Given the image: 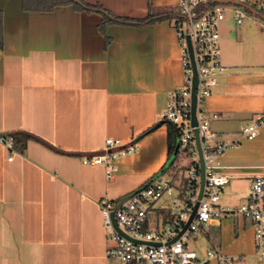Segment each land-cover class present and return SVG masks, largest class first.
I'll return each mask as SVG.
<instances>
[{
	"label": "crops",
	"instance_id": "0c3cea01",
	"mask_svg": "<svg viewBox=\"0 0 264 264\" xmlns=\"http://www.w3.org/2000/svg\"><path fill=\"white\" fill-rule=\"evenodd\" d=\"M86 1L133 19L177 11L179 2ZM241 5L248 11L242 24L231 17L220 24L225 68L204 102L209 114L217 113L211 128L226 141L264 111V0ZM101 22V13L73 4L41 10L0 0V134H32L14 153L0 142V264H118L107 255L99 200L123 198L167 172L180 154L181 164L190 161L182 152L169 156L168 126L158 120L185 77L172 19L111 22L103 30ZM107 138L137 143L135 152L114 160L111 177L105 164L83 162L100 154ZM220 159L219 170L231 177L219 204L238 206L248 199L252 177L264 175V127ZM157 216L150 213L151 226ZM198 231L187 245L199 257L214 249L236 256V264H264L253 225L241 214ZM207 264H218L217 256Z\"/></svg>",
	"mask_w": 264,
	"mask_h": 264
},
{
	"label": "built area",
	"instance_id": "2783aa9c",
	"mask_svg": "<svg viewBox=\"0 0 264 264\" xmlns=\"http://www.w3.org/2000/svg\"><path fill=\"white\" fill-rule=\"evenodd\" d=\"M243 2L179 0L177 4L179 17L172 21L179 35L185 77L181 86L169 92L168 102L159 112L158 120L174 123L178 128L177 153H184L190 160L184 171L187 183L181 189L179 180L173 181L170 176L159 172L123 200H113L107 196L99 200L105 230L111 242L106 250L107 255L116 257L118 264H207L208 259L215 256L218 264H236L237 257L234 255L217 254L214 249H209L206 256L199 257L187 245L195 231L211 224L213 220L219 221L229 213L241 214L252 223L257 254L264 261V175L252 177L245 202L235 207L219 204L222 187L231 177L219 170L222 165L220 155L226 148L237 145L241 137L256 136L264 127V111L256 112L248 122L241 124L238 138L226 141L218 139L217 132L210 125L211 117H216L217 113L209 114L204 106L205 99L217 84L218 73L225 68L219 44L220 24L227 17L242 24L248 14L241 5ZM188 36L198 76L195 90L196 124L192 123L193 63ZM195 129L198 131L205 172L201 197L200 156ZM0 142L11 153L16 150L12 134H0ZM136 150V142L125 146L117 139L107 138L103 151L85 156L83 162L105 164L107 176L111 177L115 169L114 160ZM164 196H168L170 201L161 208L157 203ZM196 202L198 207L190 218ZM163 208L169 210L171 221L165 220ZM153 210L158 216L151 226L150 213Z\"/></svg>",
	"mask_w": 264,
	"mask_h": 264
},
{
	"label": "trees",
	"instance_id": "16d2710c",
	"mask_svg": "<svg viewBox=\"0 0 264 264\" xmlns=\"http://www.w3.org/2000/svg\"><path fill=\"white\" fill-rule=\"evenodd\" d=\"M24 7L29 9H41V10H50L59 4H73L77 9H86L94 10L102 15V22L100 28L103 30L107 23L118 22V23H135L143 24L152 22L155 19L161 18H176L179 17L176 9L172 12H165L158 15L149 14L143 19H133L129 17L116 16L107 10L104 6L99 3H90L86 0H23ZM260 12H263L261 8H257ZM264 14V13H263ZM168 126V146H169V156H171L177 147V138H178V128L174 123H167ZM14 137V145L16 149H23L27 140L32 137V134L29 132L19 131L12 133ZM178 156L171 162L169 168L165 171L169 172L173 181L179 180L181 189H184L186 186V178L184 177V171L188 167V164H181L177 161ZM163 171V170H162Z\"/></svg>",
	"mask_w": 264,
	"mask_h": 264
},
{
	"label": "water",
	"instance_id": "95a60500",
	"mask_svg": "<svg viewBox=\"0 0 264 264\" xmlns=\"http://www.w3.org/2000/svg\"><path fill=\"white\" fill-rule=\"evenodd\" d=\"M187 41H188V48L190 51V56L192 58V63H193V82H192V123L196 124L197 120H196V86H197V82H198V76H197V71H196V67H195V63L193 60V54H192V47H191V43H190V39L189 36L187 37ZM159 123H163V122H159ZM195 135H196V140H197V146L199 149V156H200V190H199V197H201L202 195V191H203V186H204V182H205V172H204V162L202 159V153H201V148H200V143H199V139H198V131L197 129H195ZM132 143V142H131ZM127 144H125L126 146ZM177 149H178V144L176 147L175 152L172 155V159L174 158L175 154L177 153ZM129 195V194H128ZM128 195L124 196L123 198H121L122 200L125 199L126 197H128ZM198 207V202H196L191 217L194 215L196 209ZM189 222V221H188ZM188 224V223H187Z\"/></svg>",
	"mask_w": 264,
	"mask_h": 264
},
{
	"label": "rangeland",
	"instance_id": "374dc122",
	"mask_svg": "<svg viewBox=\"0 0 264 264\" xmlns=\"http://www.w3.org/2000/svg\"><path fill=\"white\" fill-rule=\"evenodd\" d=\"M182 159V154H180L179 155V157H178V161H180ZM164 176H168L169 175V172H165L164 174H163ZM166 201H169V198H168V196H164L162 199H160L159 201H158V204H159V202H166ZM165 220H167V221H171L172 220V215L170 214V212H169V210H166V212H165ZM199 231H195L193 234H192V236L190 237V240L188 241V243H189V245L190 244H192L193 243V236L195 235V234H197Z\"/></svg>",
	"mask_w": 264,
	"mask_h": 264
}]
</instances>
